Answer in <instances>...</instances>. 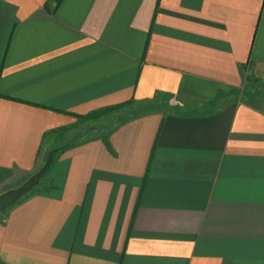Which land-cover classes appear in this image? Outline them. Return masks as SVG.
<instances>
[{
    "label": "crops",
    "instance_id": "obj_1",
    "mask_svg": "<svg viewBox=\"0 0 264 264\" xmlns=\"http://www.w3.org/2000/svg\"><path fill=\"white\" fill-rule=\"evenodd\" d=\"M252 71L264 0H0V195L76 143L0 211V264H264Z\"/></svg>",
    "mask_w": 264,
    "mask_h": 264
},
{
    "label": "trees",
    "instance_id": "obj_2",
    "mask_svg": "<svg viewBox=\"0 0 264 264\" xmlns=\"http://www.w3.org/2000/svg\"><path fill=\"white\" fill-rule=\"evenodd\" d=\"M57 2H60V0H57ZM153 108V102L152 101H144V102H135L133 100H131L130 102L128 103H125V104H122V105H119V106H116V107H113V108H109L107 109V111L105 112H108V113H111V112H117V113H123L122 115V118L123 120L121 122H126V121H129L131 119H134V118H137L139 116H142L148 112H150ZM91 116H94V115H91ZM95 118V117H94ZM83 120V119H81ZM66 129H61L59 130L58 132H56L54 135L55 136H60V135H64L63 132L65 131ZM76 143H73V144H66V145H63L61 147H56V148H53V149H48L46 151V155H45V160H46V157H48L49 153L51 154V157H52V160H56L58 158V156L68 147H72L74 146Z\"/></svg>",
    "mask_w": 264,
    "mask_h": 264
},
{
    "label": "rangeland",
    "instance_id": "obj_3",
    "mask_svg": "<svg viewBox=\"0 0 264 264\" xmlns=\"http://www.w3.org/2000/svg\"><path fill=\"white\" fill-rule=\"evenodd\" d=\"M253 72L254 71H252L249 76L245 77L243 85L236 88L234 91L235 93H231V95L233 94L234 100L237 103H242L243 99L246 100L248 98H253L251 104L256 105L264 110V77H255ZM120 119L121 118L119 117L117 120ZM108 122V124L111 126L113 121L109 120Z\"/></svg>",
    "mask_w": 264,
    "mask_h": 264
},
{
    "label": "water",
    "instance_id": "obj_4",
    "mask_svg": "<svg viewBox=\"0 0 264 264\" xmlns=\"http://www.w3.org/2000/svg\"><path fill=\"white\" fill-rule=\"evenodd\" d=\"M51 161L52 157L51 154H49L43 166L26 181H24L21 186L1 194L0 211L10 207L11 205L15 204L21 197L27 195L37 185L42 176L47 172Z\"/></svg>",
    "mask_w": 264,
    "mask_h": 264
}]
</instances>
